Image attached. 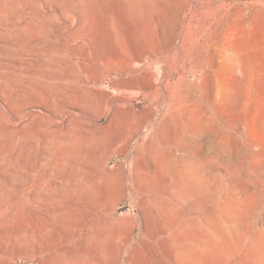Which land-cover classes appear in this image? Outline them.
<instances>
[{
  "label": "rangeland",
  "instance_id": "1",
  "mask_svg": "<svg viewBox=\"0 0 264 264\" xmlns=\"http://www.w3.org/2000/svg\"><path fill=\"white\" fill-rule=\"evenodd\" d=\"M85 2L132 15L78 22L70 12ZM59 5L65 21L35 16ZM121 59L130 68L117 69ZM136 124L131 152L111 163L155 137L149 181L170 193L158 200L163 216L129 200L118 208L158 226L149 264H264V0H0V264H33L45 183L115 169L42 165L97 152L55 150L38 130ZM126 164V175L146 169ZM184 168L204 186L190 209L177 203L190 192Z\"/></svg>",
  "mask_w": 264,
  "mask_h": 264
},
{
  "label": "crops",
  "instance_id": "2",
  "mask_svg": "<svg viewBox=\"0 0 264 264\" xmlns=\"http://www.w3.org/2000/svg\"><path fill=\"white\" fill-rule=\"evenodd\" d=\"M114 8L109 10L107 5L85 2L76 4L70 14H75L78 22H118L122 19L109 17L132 15L127 4ZM65 9L66 6L59 5L58 10L35 16L45 17L38 19L41 21H65L69 15ZM116 66L120 70L127 69L131 62L121 59ZM137 127L136 124L127 130L112 127L95 130H38L39 134L41 131L44 133V145H51L55 150L61 151L64 149L62 146L72 144L97 152L80 158H45L42 165L110 166L115 169L108 176L90 175L89 170H71L69 177L44 184L40 193L51 200L43 201L44 217L33 224L28 234V258L31 263L149 264V255L157 256L158 238L161 235L156 223L141 224L132 211L118 212L120 204L129 200L136 208L153 210V214L162 215L159 197L171 198L167 191L156 193L149 181L154 162L148 144L155 137L139 144L133 158L116 165L111 163L112 158L125 159L129 155L133 138L141 132ZM37 139L41 143V138ZM127 162L132 167L142 163L146 169L140 175H126L124 167ZM80 172L86 175L81 178L78 175ZM177 203L180 208H192L196 203L194 193L178 192ZM151 219L155 221L153 217Z\"/></svg>",
  "mask_w": 264,
  "mask_h": 264
},
{
  "label": "bare ground",
  "instance_id": "3",
  "mask_svg": "<svg viewBox=\"0 0 264 264\" xmlns=\"http://www.w3.org/2000/svg\"><path fill=\"white\" fill-rule=\"evenodd\" d=\"M180 183L186 190L194 193V196H201V191L204 188L202 183H199L195 176L192 178V170L184 168L179 172Z\"/></svg>",
  "mask_w": 264,
  "mask_h": 264
}]
</instances>
